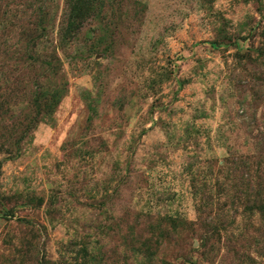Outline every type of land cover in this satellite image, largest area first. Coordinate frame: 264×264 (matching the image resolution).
Segmentation results:
<instances>
[{
	"label": "rangeland",
	"instance_id": "1",
	"mask_svg": "<svg viewBox=\"0 0 264 264\" xmlns=\"http://www.w3.org/2000/svg\"><path fill=\"white\" fill-rule=\"evenodd\" d=\"M116 1L60 51L68 86L53 119L0 152V264H264L258 203L229 210L232 263L227 233L203 244L199 209L227 210L218 181L232 176L231 152L260 157L264 0ZM0 67L2 99L20 88L27 104V73L13 84ZM13 124L0 120V133ZM158 213L180 216L172 239L149 228Z\"/></svg>",
	"mask_w": 264,
	"mask_h": 264
},
{
	"label": "trees",
	"instance_id": "2",
	"mask_svg": "<svg viewBox=\"0 0 264 264\" xmlns=\"http://www.w3.org/2000/svg\"><path fill=\"white\" fill-rule=\"evenodd\" d=\"M115 1L63 0V17L55 31L59 9L57 0H0V62L7 69L5 78L7 76L15 84L18 80L21 82L22 75L27 73L31 83L27 104H23L18 92L20 88L13 89L12 93H8L3 99L0 96V120L3 121L7 117L14 122L12 125L14 130L10 134L3 135L0 133V152L11 153V149L19 150L22 141L31 136L40 121L53 119V114L66 95L68 86L60 51L65 52L68 47L74 46L72 43L84 25L87 15L105 19V16L112 11V5L117 3ZM11 4L15 7H12ZM228 40L231 39L227 37V42L212 40L210 43L212 46L220 47L222 43L230 44ZM87 43L85 45H88ZM238 46V41H235L237 57L253 61L251 58L252 46L247 48L245 52H241ZM9 59H13V68L10 67L9 62H7L8 65L5 63ZM255 94L258 93L255 92ZM12 98H15L13 102L8 101ZM257 138L259 140L254 144V147L256 146L260 151L254 157H260L252 159L243 154L237 155L231 152V158L229 159L228 156L227 161L229 160L232 176L229 177L228 174L226 179L224 178L222 181L218 179V186L223 188L230 197L229 206L224 208L227 210L223 211L216 208L215 211L212 209L206 211L202 210L205 206L203 204L199 207L201 209L200 222L206 231L203 244L206 246L207 242L216 235L221 238L223 233H227L228 243L226 247L231 263L238 255V250L235 249L234 244L238 237L233 230L227 232L230 228L224 226L226 223L232 224L233 222L227 221L233 217L232 214H229V210L233 209L234 206H242L251 210L254 203H258L260 210H264V136ZM218 166L225 167V164ZM1 168L2 160H0V171ZM242 186H247L252 190L256 186L257 189L251 194H247L238 190ZM247 200H250V203L245 206L244 203ZM205 201L206 199H203V203ZM209 204L213 205L212 201ZM179 217L177 214L166 213L161 216L158 213L152 220H148L147 224L152 233L158 231L160 240L162 232H168L170 235L172 233L169 238L172 239L177 230L176 221ZM168 225L171 228L169 231ZM186 260L188 261V259ZM151 263L178 264L162 257L161 259H154L153 262L150 261Z\"/></svg>",
	"mask_w": 264,
	"mask_h": 264
}]
</instances>
